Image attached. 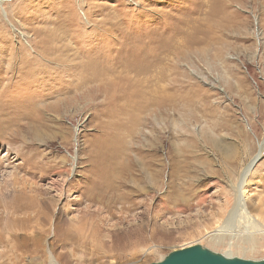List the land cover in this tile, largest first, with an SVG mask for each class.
<instances>
[{
    "label": "rangeland",
    "instance_id": "rangeland-1",
    "mask_svg": "<svg viewBox=\"0 0 264 264\" xmlns=\"http://www.w3.org/2000/svg\"><path fill=\"white\" fill-rule=\"evenodd\" d=\"M193 244L264 258V0H0V264Z\"/></svg>",
    "mask_w": 264,
    "mask_h": 264
},
{
    "label": "bare ground",
    "instance_id": "bare-ground-1",
    "mask_svg": "<svg viewBox=\"0 0 264 264\" xmlns=\"http://www.w3.org/2000/svg\"><path fill=\"white\" fill-rule=\"evenodd\" d=\"M260 153H261V148L258 150V152H257V154L250 160V161H248L246 164H244L243 166H242V168H241V170H239V172H238V174H237V180H236V182H235V184L232 186V190H233V192H234V212H235V214L237 213V212H240V216H242V217H244L245 216V218H247V219H249V221H247L248 222V224H246L244 227H243V230L244 231H248V229L249 228H257V229H259V225L256 223V222H254L252 219H250V216L248 215L247 216V211H246V209H245V207L243 206V205H241V203H240V199H241V197L246 193V176L248 175V173L250 172V170H251V168H252V166L254 165V163L256 162V160H257V158H258V156L260 155ZM133 162V161H132ZM111 168H117L118 170H111V173H109L108 174V177H111V179L113 178L114 179V181L117 183L116 184V187H117V185L118 186H127V183L128 182H130V179L132 180V178H134L135 177V175L132 173V166H131V163H124V164H122V165H120V166H112ZM141 170V169H140ZM135 172V171H134ZM142 172V175H144L143 177H142V180H143V182H146L147 181V178H148V175L147 174H145L143 171H141ZM140 172V173H141ZM147 173V172H146ZM157 173V172H156ZM155 173V174H156ZM138 175V174H137ZM134 176V177H133ZM105 177V176H104ZM138 178V177H137ZM141 180V181H142ZM149 180H150V177H149ZM151 182V181H150ZM98 184V183H97ZM133 184H135V182H133ZM147 184V183H146ZM140 185V184H139ZM93 186V185H92ZM96 186V185H95ZM97 186H99V187H101V185H97ZM145 186V185H144ZM141 187H142V189H144V187H143V185H141ZM95 188V187H94ZM98 188V187H97ZM115 188V187H114ZM137 188V187H136ZM103 189V188H102ZM95 194V193H94ZM185 199V198H184ZM92 200V199H91ZM201 200H203L202 198H201ZM200 200V201H201ZM22 204V203H21ZM24 204V203H23ZM25 206V205H24ZM23 206V207H24ZM30 206V205H29ZM28 206V208H31V206L29 207ZM22 207V208H23ZM13 211V210H12ZM16 211V210H15ZM28 211V210H27ZM26 212V211H25ZM15 213H17V211L15 212ZM32 214V213H31ZM238 214V213H237ZM30 214H28V216H29ZM32 218H34V216H29L28 218H27V220H29V221H27V222H31L32 221ZM36 219V218H35ZM38 219V218H37ZM244 219V218H243ZM246 220V219H245ZM23 221H24V219H23ZM37 221V220H36ZM245 223V222H244ZM27 226H29V224L27 225ZM10 227H12L11 225H10ZM24 227H25V225H24ZM36 227V226H35ZM262 227V226H261ZM28 229V228H27ZM3 239V238H2ZM213 241V243H218V242H220V239H215V240H212Z\"/></svg>",
    "mask_w": 264,
    "mask_h": 264
},
{
    "label": "water",
    "instance_id": "water-1",
    "mask_svg": "<svg viewBox=\"0 0 264 264\" xmlns=\"http://www.w3.org/2000/svg\"><path fill=\"white\" fill-rule=\"evenodd\" d=\"M148 264H264V258L245 259L214 252L201 244L172 250L162 259Z\"/></svg>",
    "mask_w": 264,
    "mask_h": 264
}]
</instances>
